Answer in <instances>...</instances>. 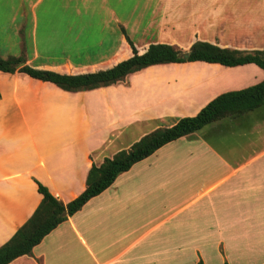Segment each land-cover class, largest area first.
<instances>
[{
    "label": "crops",
    "instance_id": "crops-1",
    "mask_svg": "<svg viewBox=\"0 0 264 264\" xmlns=\"http://www.w3.org/2000/svg\"><path fill=\"white\" fill-rule=\"evenodd\" d=\"M219 2L0 0V56L79 74L130 56L128 38L139 52L151 43L189 50L195 41L250 50L235 41L234 25L219 23ZM263 78L253 63L187 61L70 92L0 71V246L40 204L38 183L66 203L84 189L92 163L160 124L195 115L222 92ZM260 107L163 144L6 264H262Z\"/></svg>",
    "mask_w": 264,
    "mask_h": 264
},
{
    "label": "trees",
    "instance_id": "trees-1",
    "mask_svg": "<svg viewBox=\"0 0 264 264\" xmlns=\"http://www.w3.org/2000/svg\"><path fill=\"white\" fill-rule=\"evenodd\" d=\"M131 55L114 65L79 74H62L23 64L21 57L0 56V71L20 72L32 78L48 81L70 92L93 90L126 82L129 75L158 64L204 61L227 67L253 63L264 71V49L239 50L219 47L205 41L191 44L190 54L166 43H151L139 52L128 38ZM264 103V78L256 84L238 90L222 92L209 100L195 115L177 118L172 124H160L134 140L128 148L92 163L85 180L84 189L66 203L57 201L46 187L38 183L42 199L28 220L20 226L10 239L0 246V264L28 254L32 247L58 223L76 212L89 198L100 193L115 180L118 173L127 170L135 162L149 156L163 144L183 135L199 130L206 124L227 116H238L260 107ZM65 211V214L63 212ZM199 264H203L201 261ZM264 264V262L262 263Z\"/></svg>",
    "mask_w": 264,
    "mask_h": 264
},
{
    "label": "rangeland",
    "instance_id": "rangeland-1",
    "mask_svg": "<svg viewBox=\"0 0 264 264\" xmlns=\"http://www.w3.org/2000/svg\"><path fill=\"white\" fill-rule=\"evenodd\" d=\"M219 3L222 4V18H224L219 23H224L227 28L234 25L233 27L236 28L234 38H238L235 41L244 44L246 49H264V0H220ZM235 6L240 7V10L233 9ZM236 25L238 26L236 27ZM242 44H238V46L240 47ZM180 50L182 52L189 51Z\"/></svg>",
    "mask_w": 264,
    "mask_h": 264
},
{
    "label": "water",
    "instance_id": "water-1",
    "mask_svg": "<svg viewBox=\"0 0 264 264\" xmlns=\"http://www.w3.org/2000/svg\"><path fill=\"white\" fill-rule=\"evenodd\" d=\"M182 54L189 55V54H190V51L183 52ZM22 65H23V63H22V62H19V63L16 64V67H20V66H22ZM63 214H65V211L63 212Z\"/></svg>",
    "mask_w": 264,
    "mask_h": 264
}]
</instances>
